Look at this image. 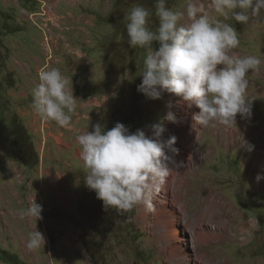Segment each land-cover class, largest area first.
Here are the masks:
<instances>
[{"label": "rangeland", "instance_id": "rangeland-1", "mask_svg": "<svg viewBox=\"0 0 264 264\" xmlns=\"http://www.w3.org/2000/svg\"><path fill=\"white\" fill-rule=\"evenodd\" d=\"M55 1L58 2L41 3L38 10L28 16V20L42 32L41 40L46 52L44 62L37 74L41 70L53 68V61L61 59L64 52L73 53L71 52L73 49L67 45L68 43L65 42V44L62 38L64 34H71L72 39L81 42L80 47L87 56L84 69L77 72L86 78L87 92L96 94L98 101L103 99L113 105L108 108V104L107 107L100 108L99 102L97 109L83 110L82 114L86 118L81 119L78 125L92 131L93 126L100 123L105 126V130H108L120 122L128 127L130 132L134 133L137 129H143L146 134L151 135L146 126L162 121L166 113L174 111V108L169 106V93H164L161 99L151 100L137 91V86L142 82V63L147 50L129 48L124 15L134 3L153 8L155 0ZM186 2L187 0H167V6L175 11H183ZM200 3L211 18H218L209 7V0H200ZM184 22L187 23V20ZM227 22L232 24L239 34L240 46L234 51L240 55L256 56L262 61L259 72H250L247 75L246 94L251 101V116L242 119L237 114L235 123L230 125L237 132L232 141L224 136L217 137L210 128L207 129L200 146H206V151H210L209 157L201 165L198 176L190 177L189 180L192 182L191 188L196 197L199 191L209 187L210 192L205 193L208 196L212 195L214 199V208H211L214 220H210L209 225L215 227L217 222L225 220L230 228L233 227V231H235L234 226H237L244 232L242 234L230 232L231 239L224 242L208 240L209 243L200 244L196 248L188 237L184 236L188 239L187 247L190 253L193 250L198 255L206 254L203 264H264V178L256 181L258 174L264 177V18L259 20L251 18L247 24H239L234 20ZM157 25L158 20L153 15L150 18V27L154 30ZM154 47L158 45L154 44ZM97 80L99 83L93 87L92 83ZM111 87H114L113 95L109 92ZM107 94H110V97ZM84 101H86L85 98ZM2 111L1 105L0 113ZM167 123V120H163L165 127L163 138L166 136ZM224 127L226 128L225 125ZM7 129V125L6 128L0 126V141L3 139L0 143V214L1 208L5 205L2 200L5 198L6 184L11 181L14 185V191H18L19 198L23 201L22 209H24L25 199L34 180L33 171L26 169L20 177L8 174V170L12 173L17 172V168L21 169L22 165L18 164L15 158L8 160V164L2 159L7 151L4 143L5 134L1 130ZM249 145L254 146L252 150L259 151L257 170L250 167ZM75 147H72L70 151L64 150L66 169L87 171L82 160L76 158ZM76 160L79 162H75ZM49 165L53 164L44 160L42 168ZM88 198L83 195L73 198L72 203L76 211L79 207L83 209L91 206L92 209L103 203L96 198V194L94 200L93 197L91 198L93 201H86ZM140 205L142 204L134 206L128 212L130 214L128 222L124 223V219L114 214L113 218L115 216L119 218L121 224L115 218L111 219L112 226H107L105 224L107 221H104L105 225L97 227L95 234H91L92 228L86 225L85 221L87 228L84 229L86 234L84 236L89 238L85 241L95 242L94 245H89L95 246L94 249L98 252L93 256L87 252L84 260H77L79 264H172L166 262V255L160 250L156 233L152 231L151 218L140 217ZM216 206L217 211H215ZM203 210L199 207L198 199L194 200L189 209L193 218H197ZM115 212V209L110 211L112 214ZM76 215H80V223L83 224L85 215L81 211H78ZM7 235L1 226L0 218V251L5 250L7 246ZM82 249L84 250V247ZM0 260L10 264V256L7 254L4 256L0 252Z\"/></svg>", "mask_w": 264, "mask_h": 264}, {"label": "clouds", "instance_id": "clouds-1", "mask_svg": "<svg viewBox=\"0 0 264 264\" xmlns=\"http://www.w3.org/2000/svg\"><path fill=\"white\" fill-rule=\"evenodd\" d=\"M209 7L218 18H211L200 0H187L183 11L168 7L167 0H155L153 8L134 3L124 15V26L129 48L147 50L137 91L151 100L173 94L178 104L199 109L192 115L197 125L214 128L235 123L237 114L242 119L251 116L247 75L259 72L262 61L234 51L240 46L239 34L227 21L247 24L251 18H264V0H209ZM153 15L158 20L154 30L150 27ZM38 78L32 90L34 113L71 128L78 101L72 81L58 68L41 70ZM163 120L180 122L168 111L162 121L146 126L151 135L143 129L130 132L120 122L108 130L97 123L92 131L77 135L79 157L87 169L85 186L95 192L105 210L122 213L138 204L151 209L153 191L160 190L178 165L177 138L162 139ZM253 147L249 145L248 150ZM261 178L258 174L257 179ZM41 212L34 199L21 216L39 220ZM44 243L43 234L34 229L28 247L37 249Z\"/></svg>", "mask_w": 264, "mask_h": 264}, {"label": "crops", "instance_id": "crops-1", "mask_svg": "<svg viewBox=\"0 0 264 264\" xmlns=\"http://www.w3.org/2000/svg\"><path fill=\"white\" fill-rule=\"evenodd\" d=\"M43 2L53 4L58 1L0 0V106L3 109L0 113V126L6 128L7 125L9 129L1 130L5 134L7 151L2 159L8 164V160L15 158L21 164L9 147L13 136L10 120L16 117L36 149L38 165L34 169H27L21 164L22 168H17L18 173L8 170V174L20 177L24 169L33 171V186L25 199L24 209L34 199L42 206V218L39 220L21 216L23 201L19 198L18 191H14L11 181L6 184L5 198L1 199L5 205L1 208L0 218L1 226L8 235L7 246L1 251L10 256V264H79L77 260H84L86 252L79 240L81 217L76 215L78 211L72 201L83 195L88 196L86 201L91 202L95 192L85 186L84 176L87 171L66 169L64 150L70 151L76 146V158L80 159L81 149L76 137L88 131L78 125L81 119L86 118L82 114L83 110L97 109L99 102L100 108H105L109 102L103 99L98 101L96 94L87 92L86 78L77 73L85 67L86 53L80 47L81 42L72 39L71 34H64L63 41L68 43L73 53L64 52L61 59L53 61L52 67L60 69L72 81L73 92L78 100L72 116V127H60L54 121L42 120L34 113L31 106L32 90L39 83L37 72L44 62L46 52L41 40L42 32L28 20V16L35 13ZM98 83L97 80L92 86ZM113 91L114 87H111V95ZM107 95L110 97V94ZM111 106L110 102L108 108ZM44 160L53 165L42 168ZM34 229L40 231L45 238L44 245L37 249L28 247ZM0 262L6 264L1 260Z\"/></svg>", "mask_w": 264, "mask_h": 264}, {"label": "bare ground", "instance_id": "bare-ground-1", "mask_svg": "<svg viewBox=\"0 0 264 264\" xmlns=\"http://www.w3.org/2000/svg\"><path fill=\"white\" fill-rule=\"evenodd\" d=\"M177 100L178 98L173 94L169 95V106L174 108V111H171L178 117L180 122L173 124L167 121L166 136L162 139L167 140L173 135L176 136L177 141L174 147L178 149V154L175 156L178 165L173 166L169 177L160 190L153 191L151 209L142 204L139 206V213L140 217L144 219L145 217L151 218L152 231L156 233V241L161 252L166 255V262L172 264H203L206 254L198 255L193 250L190 253V249L187 247L188 239L196 248L200 244L209 243L208 240L224 242L231 239L232 233L230 232L242 234L244 230L234 226L235 231H233V227L230 228L225 220L217 222L215 227L209 225V221L214 220L211 209L214 206V199L211 197L212 195L208 196L205 193L206 191L210 192L209 187L207 186L205 190L199 191L196 197L189 178L198 176L201 165L209 157L210 151H206V146H200V142L208 128L217 137L224 136L230 141L236 137L237 132L231 126L225 128L224 125H217L213 128L197 125L192 119V115L198 112L199 109L195 106L188 109L185 105L178 104ZM249 153L251 154L250 167L257 170L259 151L251 150ZM256 181H258L257 177ZM195 199H198L199 207L204 209L197 218H193L189 211ZM217 209L216 206L215 211Z\"/></svg>", "mask_w": 264, "mask_h": 264}, {"label": "trees", "instance_id": "trees-1", "mask_svg": "<svg viewBox=\"0 0 264 264\" xmlns=\"http://www.w3.org/2000/svg\"><path fill=\"white\" fill-rule=\"evenodd\" d=\"M10 128H11L13 136L10 141L9 147L12 153L14 154L16 158L20 160L21 164L25 168L27 169L35 168L38 165V155H37L36 149L30 142L29 137L25 133L21 121L16 117L11 118ZM78 211L79 212L81 211V213L85 215V219L83 220L84 223L81 224L79 240H80L82 247H84V251L86 253L89 252V254H91L92 256L95 255V253H97L98 251L97 249L96 250L94 249L95 246L89 245V244L94 245L95 242L87 243V241H85L89 239L87 237L85 238L84 236L86 235L84 234V229L85 227L87 228V226H85V221L87 222L86 225L91 226L92 228L91 234H95L94 231H96L98 228L102 227L105 224H107V226H112L110 223L111 219L113 220L115 218V220H117L120 224H121L120 219H124V223L130 220V214L128 213L129 211H125L122 213H118L116 211L115 213L112 214L110 213L111 209L110 211L104 209L103 203L99 207L96 206L95 208H92V209H91V206L90 208L89 206H87V207H84L83 209L79 207ZM114 214L118 216L120 219L117 218L116 216L113 218ZM104 221H107V222L104 224ZM0 252L4 256H6V252L4 251H0Z\"/></svg>", "mask_w": 264, "mask_h": 264}, {"label": "built area", "instance_id": "built-area-1", "mask_svg": "<svg viewBox=\"0 0 264 264\" xmlns=\"http://www.w3.org/2000/svg\"><path fill=\"white\" fill-rule=\"evenodd\" d=\"M44 14H46V12Z\"/></svg>", "mask_w": 264, "mask_h": 264}]
</instances>
